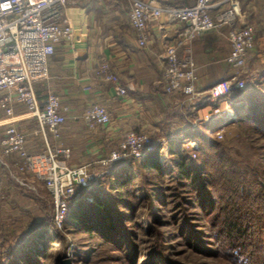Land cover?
Wrapping results in <instances>:
<instances>
[{"label":"built area","instance_id":"obj_1","mask_svg":"<svg viewBox=\"0 0 264 264\" xmlns=\"http://www.w3.org/2000/svg\"><path fill=\"white\" fill-rule=\"evenodd\" d=\"M127 1L129 24L138 46L148 45L153 28L164 43L161 61L165 93L185 94L194 109L204 107V110L205 105H209L211 111L219 114L220 100L245 88L237 77L255 49V28L242 9L241 0H184L181 5H164L158 0ZM69 3L70 0H0V108L5 111V117L0 120L4 128L0 139V164L10 170L3 158L16 156L20 160L19 170L32 174L45 185L54 199L57 229L64 224L70 202L80 196L79 189L91 186L97 178L92 163L68 164L72 161V149L59 144L67 109L57 94L48 93L40 100L36 89L37 82L47 79L49 58L56 53L57 47L62 43L73 48L77 46L79 31L67 14ZM171 27L174 36L169 43L166 30ZM223 28L228 29L231 46L227 58L231 75L203 87L193 58V43L202 34ZM98 76L113 84L115 99L127 97L132 90L130 85L120 84L107 62L99 66ZM17 106H24L26 113H15ZM82 117L90 130L112 122L108 109L99 103L92 104ZM24 119L36 120V132L45 145L43 152L32 154L26 149V135L19 128ZM153 148L152 139L145 132L129 131L107 157L98 162L102 165L134 163ZM13 178L15 180V176ZM15 182L30 190L35 188L23 178L21 181L16 178ZM2 199L0 184V201Z\"/></svg>","mask_w":264,"mask_h":264},{"label":"trees","instance_id":"obj_2","mask_svg":"<svg viewBox=\"0 0 264 264\" xmlns=\"http://www.w3.org/2000/svg\"><path fill=\"white\" fill-rule=\"evenodd\" d=\"M246 88L264 95L263 90L251 84ZM249 97L246 94L244 101L253 105L237 121L262 138L264 126L260 120L264 118V100ZM192 121L190 118L188 129L183 130L184 136L207 141L196 160L181 145H171L170 158L161 160V149L154 146L152 151L134 161V167L130 166L131 161L103 165L107 175L100 177L98 183L79 189L80 196L70 202L64 221L66 229L72 228L81 235L77 261L90 264L104 250L115 248L133 264H174L167 256L172 248L166 244L171 241L172 233L162 236L160 228L176 224L179 233L175 235L182 238L181 242L188 249L206 255H219L225 249L228 250L227 257L235 264H264V181L257 183L256 191L247 185L250 195H253L251 191L255 192V198L252 196V204L245 203L247 207L241 205L239 208L233 198L235 192L233 194L227 187L229 176L238 172L237 165L225 155L220 143L210 142ZM100 192L104 194L100 195ZM257 201H260L258 207L263 209L258 213V207L255 209ZM196 207L201 214L213 219L211 228L219 240V245L216 243L214 248L204 246L206 241L201 239L200 234L209 233H196L189 223L192 217L189 213ZM237 207L241 210L239 215L234 214ZM141 208L147 211L144 221H141ZM165 210L168 215H164ZM166 216L167 219L172 216L174 221L169 222L164 218ZM48 219L46 216L37 221L29 228L26 239L13 245L14 250L7 253L13 256L9 263H4L1 252L0 264H47L55 250L50 245L60 241L55 224ZM153 229L160 243L149 242L153 250L144 252L137 261L138 252L132 239L139 236L136 232L148 233ZM38 243L42 244L41 249ZM90 251H94L92 256H89Z\"/></svg>","mask_w":264,"mask_h":264},{"label":"rangeland","instance_id":"obj_3","mask_svg":"<svg viewBox=\"0 0 264 264\" xmlns=\"http://www.w3.org/2000/svg\"><path fill=\"white\" fill-rule=\"evenodd\" d=\"M262 9H264L263 6L259 5L257 11L254 10V15L251 19L252 23H250L255 26V49L253 53L251 52L248 55L245 66L238 71L237 78L244 83L245 88L251 84L264 92V13L259 12ZM169 42H173V37L172 41ZM146 48L147 47L142 49L145 50ZM163 52L160 54V57L163 55ZM230 54L231 46L229 48V53L224 59L226 71H228L229 76L231 75L232 69L227 63V58ZM193 58L196 68L198 69L194 48ZM118 78L120 79V77ZM245 88L242 90H235L230 95L220 100L218 106L219 115L211 111L210 108L212 107L209 105H205L206 109L204 110V107L195 110L194 106L188 100V96L185 94H167L164 92V89V93H162L161 87H159L157 90L160 92L161 98H157L154 102L150 103V112L146 116L150 121V126L141 127V132H145L149 135L153 145L161 149V160L170 158L169 150L171 145H181L182 148L188 151L192 158L196 160L201 147L205 146L207 141L200 138L193 139L184 136L183 130L188 129V121L192 118L194 127L199 128V131L202 132L210 142L220 143L222 148L225 149V155L230 157L237 165L235 169H237L238 172L229 176L230 182L227 184V187L231 189V192H235V194L233 192V198L235 197L234 201L239 208L241 205L247 207L245 203L252 204L253 198H255V192L251 191L253 195H250L247 185L252 189L254 187L256 191L255 186H257V183L261 180L264 181V137H259V135L254 133L253 130L251 131V129H245L246 127L242 126L237 121V119L244 116L248 108H251L253 105V103L248 100L244 101L246 94L255 99H260L262 97L263 100L264 95L258 94L253 88L249 91L248 88L244 90ZM232 113H234L233 116H231ZM226 114L230 116L222 120L225 122L221 121V124H218L217 119ZM228 120L231 121V123L227 122ZM260 121L264 126V118H261ZM249 122L250 121H247L246 123ZM3 160L11 169H6L0 164V183L3 186L4 195V199L0 201V253L2 252V260L4 263H9L10 258L13 256L7 253L14 250L13 245L26 239L29 228L32 225H35L37 221H41L46 216L49 217L47 220L48 222L54 223L53 215L55 213V203L51 193L42 182L37 181L32 174H24L19 170V159L7 157L3 158ZM130 163V166L134 167L135 163ZM68 164L74 165L72 161H69ZM92 171H94L97 177L93 184L98 183L100 177L107 175L104 174L106 171L101 168L99 163L92 164ZM13 176H15V180L17 178L19 181L23 178L25 183L35 188H31L30 190L28 186L22 187L15 182ZM99 194L101 195L104 193L100 192ZM101 198L104 199L105 197ZM72 203L75 204L77 202ZM259 203L260 201L255 203V209L260 205ZM239 208L237 207V210H235V215L240 214L241 210H239ZM72 209H74V207ZM196 209L192 208L193 211L189 213L192 215L189 219V223L192 224V228L196 233H209V235L200 234L202 236L201 239L206 241L204 246L214 248L216 243L219 245V240L216 239L215 231L211 228L213 219L211 216L209 217L205 214H201L199 208L196 207ZM262 210V207H258L257 213ZM140 213H143V216L141 215V221H144L145 213H147L146 209L141 208ZM164 215H168V210L164 211ZM164 218L167 219L168 217L166 216ZM167 220L169 222L172 221V216ZM144 226L149 227L148 225ZM150 227L152 228L153 226L150 224ZM178 227L179 226L175 224L174 227L160 228L162 236L167 233H172L173 237L171 241L166 244L172 248L170 252H168L169 254L167 253V256L174 264H235L233 259L227 257L228 250L225 249H222L223 253L219 255L214 253H212L213 255H206L195 251V249H188L181 242L182 238L180 240L179 237L177 238L175 235L179 233ZM154 229L151 232L149 230L148 233L140 232V234H138V232H136L139 236H137L136 239H132V243L136 245V250L138 252L137 261L144 252L147 253L153 250L154 247L149 246L152 241L160 243V239L156 235ZM57 231L60 234V241L55 245H50V248L52 247L51 249L55 250L53 255L46 261L47 264H61L65 259H70V264H85L76 260L79 256L78 248L79 242H81V235L74 232L72 228L66 229L64 224L61 229H57ZM41 245V243H38L40 249ZM93 252L94 251H90L89 256H92ZM122 253L123 252L115 248L104 250L102 254L94 258L90 264H133L128 257ZM138 264L143 263L139 262Z\"/></svg>","mask_w":264,"mask_h":264},{"label":"crops","instance_id":"obj_4","mask_svg":"<svg viewBox=\"0 0 264 264\" xmlns=\"http://www.w3.org/2000/svg\"><path fill=\"white\" fill-rule=\"evenodd\" d=\"M158 1L164 5L184 3V0ZM241 3L242 9L249 13L251 23L254 10L257 11L259 5L264 8V0H241ZM127 6V0H70L67 14L79 31L77 46L60 44L49 58L47 79L36 83L40 100H44L48 93H55L67 109L59 144L72 149L74 165L98 164L127 132L150 126L146 117L150 103L161 98L159 87L164 93L160 57L164 43L153 28L147 48H140L129 24ZM259 12L264 13V9ZM227 32V28L207 32L194 43L197 74L204 87L229 76L224 62L230 48ZM166 36L167 42L172 41V27L167 28ZM103 62H107L111 71L120 77L122 86L132 87L127 97L115 99L113 84L99 78L98 70ZM94 103L108 109L112 122L106 127L90 130L82 116ZM15 113L25 114L26 108L17 106ZM4 117L5 111L0 108V120ZM222 118L217 119L218 124ZM37 127L35 119H24L19 123L20 130L26 135V149L32 154L45 150L44 141L36 132ZM3 131L0 126V139ZM50 140L54 143L52 137ZM99 164L103 169L104 166Z\"/></svg>","mask_w":264,"mask_h":264},{"label":"water","instance_id":"obj_5","mask_svg":"<svg viewBox=\"0 0 264 264\" xmlns=\"http://www.w3.org/2000/svg\"><path fill=\"white\" fill-rule=\"evenodd\" d=\"M71 260L70 259H65L61 262V264H70Z\"/></svg>","mask_w":264,"mask_h":264},{"label":"bare ground","instance_id":"obj_6","mask_svg":"<svg viewBox=\"0 0 264 264\" xmlns=\"http://www.w3.org/2000/svg\"><path fill=\"white\" fill-rule=\"evenodd\" d=\"M233 115H234V113L231 114V116H233ZM225 118H227V116H224V117L221 119V121H222V120H225ZM228 118H229V117H228ZM219 121H220V120H219ZM221 121H220V122H221ZM222 122H225V121H222Z\"/></svg>","mask_w":264,"mask_h":264}]
</instances>
